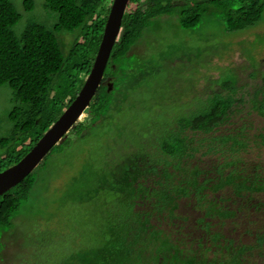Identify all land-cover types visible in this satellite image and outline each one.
<instances>
[{
  "label": "trees",
  "instance_id": "1",
  "mask_svg": "<svg viewBox=\"0 0 264 264\" xmlns=\"http://www.w3.org/2000/svg\"><path fill=\"white\" fill-rule=\"evenodd\" d=\"M106 1L46 0L45 9L57 18L54 27L49 29L35 19L28 22L19 36L15 28L22 20V13L12 0H0V87L8 86L11 89L14 105L9 115L11 133L0 139V146H10L7 155L0 158V172L19 163L79 95L103 39L111 8L106 14L98 10ZM130 1L148 13L140 20L139 15L131 9L133 5L126 10L106 74L88 108V117L73 128L72 134L77 138L87 130L89 133L100 126L108 117L115 103V91H119L114 80L120 72L118 68L134 59V55L130 54L131 46L141 38L150 20L178 15L183 27L193 30L208 15H213L221 18L227 32H236L261 21L264 13V0ZM34 7V0H24L26 13L33 11ZM65 33L77 37L67 55L59 37ZM127 69H122L120 73L126 74ZM214 84L219 85L220 89L212 91L196 110L175 121L176 125L163 128L166 134L157 133L154 138H147L146 144L152 141L157 148L155 154L160 151L161 157L152 158L154 153H150L146 146L137 157L133 156L118 166V178L109 187H112V196L108 199L113 204H107L113 207H110L112 224L108 230H99L89 215L88 223L84 218L76 220L69 216L66 219L75 224L71 223L77 237L82 236L81 240L76 239L80 244L71 251L66 263L264 264V217L261 215L260 219L257 218L259 227L247 231L255 237L251 245L240 244L236 247L234 240L228 238L222 229L213 231L212 222L216 217L224 226L228 220L238 217L240 212H246L244 209L247 206H251L249 209L255 208L260 214L264 211V174L259 171L264 165L263 161L237 155L229 162L218 161L220 164L210 169L208 165L202 166V157L213 151L209 147L201 158H197L199 151L194 145L196 138L193 135L196 132L209 134L215 131L231 119L242 103L241 98H236L244 88L239 85V79L228 77ZM263 90L264 83L255 92L250 104V111H256L262 118L264 100L258 101L257 97ZM237 135H222L217 140L220 144L234 141L242 149L247 142L238 140ZM259 138L262 149L256 148V151L260 153L264 151V133L255 135L254 142L257 143ZM69 140L72 141L68 137L58 143L36 171L0 196V252L6 251L4 235L13 229L14 219L32 199L39 173L45 171L48 158L69 147ZM162 159L165 162H161ZM150 180H153V185L148 184ZM226 188L231 189L232 196L243 200L244 204L237 202L238 206L231 209L226 203L234 199L228 195L226 198L219 197L220 206L204 193V190L210 189V192L217 194ZM258 194H263V197ZM90 198L88 193V200ZM150 200L153 210H138L147 206ZM182 200L187 201L189 206L195 205L193 212L198 211L201 215L188 217L179 213ZM246 215L252 216V213L246 212ZM56 219L52 221L53 226L61 221V218ZM165 223L180 229L175 228L170 232L156 228ZM186 225H189L187 229H190V234L184 232ZM180 233L185 235L183 239L179 237ZM193 234L195 237L192 238ZM87 237L88 244L85 243ZM57 245L54 244L52 250ZM0 259V263L6 260L1 253Z\"/></svg>",
  "mask_w": 264,
  "mask_h": 264
},
{
  "label": "rangeland",
  "instance_id": "2",
  "mask_svg": "<svg viewBox=\"0 0 264 264\" xmlns=\"http://www.w3.org/2000/svg\"><path fill=\"white\" fill-rule=\"evenodd\" d=\"M12 1L22 13V20L15 28L19 36L28 22L35 19L49 29L57 22L56 16L45 9L46 0H34V10L27 13L24 10V0ZM113 2L114 0H107L98 11L106 14ZM131 3L130 1L127 9L133 5ZM131 9L139 15L140 20L148 13L135 5ZM146 24L141 38L131 46L130 54L134 55V59L123 65L124 68H118L120 72L128 69L126 74L117 71L114 80L119 91H115V103L108 117L100 126L89 133L87 130L79 138L72 134L73 127L69 136H66L72 140H69V147L48 158L45 171L39 173L32 199L14 219L13 229L4 235L7 249L0 253L6 260L0 264H68L66 258L70 259L71 253L80 244L76 239L81 240L82 236L77 237L72 222L66 219L69 216L76 220L84 218L88 223L89 215L99 230H108L112 224L109 218L110 207H113L107 204L111 202L108 198L112 196V187H109L118 178V166L131 160L133 156L137 157L146 146L150 153H154L152 158L161 157L160 151L155 154L157 148L152 141L146 144L147 138H154L157 133L166 134L167 131L163 128L176 125L175 121L196 110L212 91L220 89L219 85L214 84L219 79H239V85L244 88L236 98H241L242 103L231 119L215 131L209 134L196 132L193 135L196 138L194 145L199 151L197 158H201L209 147L213 151L202 157V166L208 165L209 168L220 164L218 161L229 162L230 158L237 155L264 162V151H256V148L262 149L260 138L257 143L254 142L257 139H254L255 135L264 133V117H260L256 111H250L255 92L264 83V13L261 21L236 32H227L221 18L213 15H208L193 30L185 29L178 15L157 17ZM59 37L67 55L77 37L74 38V34L69 33L60 34ZM11 99V89L8 86L0 87V139L9 136L12 130L9 115L14 105ZM257 100H264V90ZM87 112L88 110L79 122L88 117ZM233 133H243L244 135H237V139L247 142V146L240 149L234 141L218 143V137ZM9 148L10 146H0V158L7 155ZM160 161L165 162V159ZM259 171L264 174V165H261ZM148 184L153 185V180ZM88 193L91 197L89 200ZM204 193L220 206L222 203H219V197L233 195V191L227 188L217 194L210 192V189L204 190ZM258 196L263 197V194ZM232 197L234 200L226 203L231 209L244 204L243 200ZM151 201L138 210H153ZM186 202L181 201L179 213L188 217L201 215L198 211L193 212L195 205L189 206ZM250 207L247 206L244 211L252 213V216H247L242 211L224 226L220 225L217 217L214 218L213 231L222 229L228 238L234 240L236 247L240 244H253L255 237L247 231H254L259 227L258 219L260 215L264 217V211L260 214L255 208L249 209ZM55 217L56 220L61 218V221L53 226ZM158 226L156 228L170 232L175 228L180 229L168 226L167 223ZM188 226L184 227V232L190 234ZM63 228L65 230L61 232ZM198 233L199 230L197 237ZM178 235L181 239L185 237L183 233ZM85 243L88 244V237ZM54 244L58 245L52 250ZM69 264L83 263L80 261Z\"/></svg>",
  "mask_w": 264,
  "mask_h": 264
},
{
  "label": "water",
  "instance_id": "3",
  "mask_svg": "<svg viewBox=\"0 0 264 264\" xmlns=\"http://www.w3.org/2000/svg\"><path fill=\"white\" fill-rule=\"evenodd\" d=\"M129 3L130 0H114L94 65L82 90L34 148L19 163L0 173V196L32 174L51 150L58 143L63 142L88 110L102 84Z\"/></svg>",
  "mask_w": 264,
  "mask_h": 264
}]
</instances>
